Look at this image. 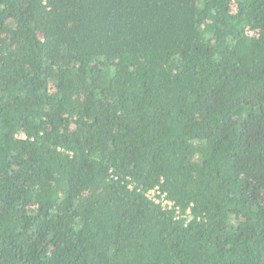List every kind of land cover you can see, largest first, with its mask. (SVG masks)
I'll use <instances>...</instances> for the list:
<instances>
[{
  "label": "trees",
  "instance_id": "obj_1",
  "mask_svg": "<svg viewBox=\"0 0 264 264\" xmlns=\"http://www.w3.org/2000/svg\"><path fill=\"white\" fill-rule=\"evenodd\" d=\"M0 264H264V0H0Z\"/></svg>",
  "mask_w": 264,
  "mask_h": 264
},
{
  "label": "built area",
  "instance_id": "obj_2",
  "mask_svg": "<svg viewBox=\"0 0 264 264\" xmlns=\"http://www.w3.org/2000/svg\"><path fill=\"white\" fill-rule=\"evenodd\" d=\"M150 197L156 202H161L163 205H171L172 203L169 200L165 199V194H160V190L158 188L150 191ZM158 195H161V197Z\"/></svg>",
  "mask_w": 264,
  "mask_h": 264
}]
</instances>
